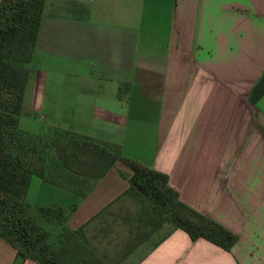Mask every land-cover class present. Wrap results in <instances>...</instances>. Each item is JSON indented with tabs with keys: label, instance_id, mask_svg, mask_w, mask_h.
<instances>
[{
	"label": "crops",
	"instance_id": "1",
	"mask_svg": "<svg viewBox=\"0 0 264 264\" xmlns=\"http://www.w3.org/2000/svg\"><path fill=\"white\" fill-rule=\"evenodd\" d=\"M67 40L74 69L59 90L91 125L64 129L165 173L184 204L237 236L226 250L142 228L115 264H264V93L249 99L264 71V0H45L32 56H64ZM121 173L132 171L117 162L69 195L70 228L113 216L129 188ZM0 264L39 263L0 237Z\"/></svg>",
	"mask_w": 264,
	"mask_h": 264
},
{
	"label": "rangeland",
	"instance_id": "2",
	"mask_svg": "<svg viewBox=\"0 0 264 264\" xmlns=\"http://www.w3.org/2000/svg\"><path fill=\"white\" fill-rule=\"evenodd\" d=\"M72 46V41L67 40L64 56L54 49H39L27 64L28 77L17 116L18 128L28 147H36L41 152L45 176L32 175L30 178L24 199L27 203L26 215L45 232V242L48 250L57 254V264H77L79 258L82 264H115L117 260L111 258L112 252L126 249L131 243L145 237L140 229L152 231L162 225V236L165 228L172 225L160 221L156 209L145 196L129 190L114 205L111 217L104 216L92 224L86 223L73 230L67 225V220L76 207L72 203L68 207L62 206L67 213L59 216L57 211L60 205L54 202H61L69 197L62 190L72 189L85 195L97 180L96 175L102 171L103 167L99 165L95 155H92V150L97 147L114 150L113 145H106L103 141L73 131H64L68 128L89 129L91 125L89 116L81 112L87 108L65 106L63 94L59 90L60 85L68 83L72 78ZM70 99H73L72 95ZM79 115L84 116L86 121L78 120ZM73 139H77L83 148L75 149ZM57 144L66 146V149L56 148ZM54 150L58 153L64 151L63 155L70 169H63L65 162L57 169L53 167L55 163H51L48 158L54 155ZM72 152L75 154L67 158ZM117 162L121 163H115ZM74 169L78 171L77 174L72 172ZM45 206H51V210L40 209ZM70 230L77 231L75 236Z\"/></svg>",
	"mask_w": 264,
	"mask_h": 264
},
{
	"label": "trees",
	"instance_id": "3",
	"mask_svg": "<svg viewBox=\"0 0 264 264\" xmlns=\"http://www.w3.org/2000/svg\"><path fill=\"white\" fill-rule=\"evenodd\" d=\"M44 3L45 0L0 1V237L16 249V256L20 260L30 258L39 264H57V254L48 250L45 232L26 215L27 203L24 199L30 178L32 175L45 176V164L41 152L25 143L17 119L28 77L27 64L32 58ZM263 93L264 71L251 89L250 101L254 103ZM73 140L75 149L83 148L77 139ZM105 144L113 145L114 150L98 147L92 150V155H95L99 165L103 167L96 178L103 176L116 161L122 162L132 171L129 176L121 173L128 179V190L145 196L156 209L161 222L184 230L191 240L202 237L230 250L237 236L184 204L178 198L177 191L169 186L165 173L123 156L117 145ZM55 147L66 149V146L60 144ZM63 152L54 150V155L48 158L51 163H55V169L64 165L62 162L67 166H62L63 169L69 168ZM74 154L70 153L67 158ZM74 170L72 172L77 174L78 171ZM62 191L69 193L71 197L79 195L78 191L72 189ZM54 203L60 205L57 211L59 216L67 213L62 206L68 207L69 203L73 207L77 206L69 199ZM50 208L51 206H45L40 209L48 211ZM70 233L75 236L77 231L70 230ZM77 264H82L80 258Z\"/></svg>",
	"mask_w": 264,
	"mask_h": 264
}]
</instances>
